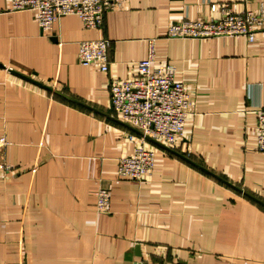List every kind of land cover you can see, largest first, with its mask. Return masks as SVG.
Returning <instances> with one entry per match:
<instances>
[{
	"label": "crops",
	"instance_id": "1",
	"mask_svg": "<svg viewBox=\"0 0 264 264\" xmlns=\"http://www.w3.org/2000/svg\"><path fill=\"white\" fill-rule=\"evenodd\" d=\"M225 3L264 8L123 0L99 28L70 14L47 31L0 0V264H264V37L166 36L184 17H220ZM100 37L111 41L108 73L78 60L79 41ZM152 43L194 107L174 147L147 139L151 175L118 179L139 132L113 110L110 83L134 76Z\"/></svg>",
	"mask_w": 264,
	"mask_h": 264
},
{
	"label": "built area",
	"instance_id": "2",
	"mask_svg": "<svg viewBox=\"0 0 264 264\" xmlns=\"http://www.w3.org/2000/svg\"><path fill=\"white\" fill-rule=\"evenodd\" d=\"M122 6L123 0H11L9 10H32L40 27L51 31L59 17L70 14L78 15L86 28H99L106 12ZM166 36H245L254 43L258 36L264 37V8L238 12L225 3L221 7L220 17H184L168 26ZM78 45L80 64L108 73L110 39H85L79 41ZM154 60L155 46L152 43L148 57L138 61L134 76L113 79L110 83L113 110L139 132V136L135 137L137 144L133 152L119 158L118 179L142 181L151 175L155 165V150L146 146L147 139L174 147L183 135L186 118L194 107L176 67L168 61L155 63ZM257 113L256 149L264 151V107ZM134 136L131 134L130 138ZM96 196L97 211L109 212L111 189L101 187Z\"/></svg>",
	"mask_w": 264,
	"mask_h": 264
}]
</instances>
